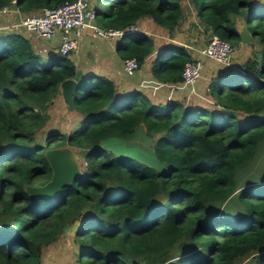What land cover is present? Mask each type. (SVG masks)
<instances>
[{
  "label": "trees",
  "instance_id": "16d2710c",
  "mask_svg": "<svg viewBox=\"0 0 264 264\" xmlns=\"http://www.w3.org/2000/svg\"><path fill=\"white\" fill-rule=\"evenodd\" d=\"M13 1L0 0V11ZM74 1L17 0L15 8L34 15ZM88 2L105 29L149 19L173 34L185 15L182 0ZM191 4L205 47L217 36L238 48L245 22L264 55L263 0ZM155 49V40L137 31L118 40L117 55L136 58L140 71ZM75 54L43 56L23 34L0 33V264H237L249 256L264 264V179L240 178L264 148L263 55L240 67L244 75L201 52L196 59L183 44L166 45L152 62L154 79L182 85L187 63L220 65L216 76L193 85L216 109L155 103L143 92L119 95L114 81L90 75L68 109L76 126L42 134L39 143L50 106L63 101L61 84L77 76ZM141 128L154 139L157 164L105 148L135 140ZM64 146L81 152L82 175L57 197L30 195L27 187L52 178L46 151ZM64 236L79 251L68 255L65 247L48 258L46 250Z\"/></svg>",
  "mask_w": 264,
  "mask_h": 264
},
{
  "label": "rangeland",
  "instance_id": "374dc122",
  "mask_svg": "<svg viewBox=\"0 0 264 264\" xmlns=\"http://www.w3.org/2000/svg\"><path fill=\"white\" fill-rule=\"evenodd\" d=\"M187 9H188L187 10L188 17H193L196 22L190 23V21H188V23L184 24L180 29L178 28L176 29L175 36L173 34L171 35L172 40L167 38L165 40H162V42L164 44H168V43L183 44L187 48H190V50H192L193 52L194 57L198 59L200 52L205 47L204 42H203V30L200 28L196 17L193 16L194 10L192 9L193 10L192 11L190 8H187ZM21 18L22 16L15 11L8 15L0 16V33L10 34V33L24 32V29L22 28L17 31H15L13 28L15 24L20 22ZM143 26L146 27L143 29H145L147 32L150 31L153 33L152 26H150L149 23H144ZM246 45H245L246 50L244 51H240L241 46L238 47V49L237 47H235L236 54L233 57L232 66L227 67L229 70L237 71L250 57L254 55L257 57V54H260V56L263 55L261 54L260 46L259 47L258 45L252 46L251 43L246 44ZM261 59H262V56H261ZM219 66L220 65L213 66L214 72L210 75V77L217 75V69L220 68ZM202 79H200L201 80L200 82L204 84L205 81L208 79V76L205 75L202 77ZM185 102L187 105H190V106L191 105H200V106L205 105L208 108L216 109L214 102L208 96H206L205 94H202V92L201 94H197L195 98H191ZM68 109H70L68 105L63 103V101H60V100H57L55 103H53L50 106V109H49L50 121L47 124V129H46L47 133L42 132L39 134L38 136L39 143L43 142L42 134H43V137H45L51 133L53 134V133L58 132V133L69 134L72 131L74 126H76V124L78 123L79 118L78 116H76V113H73L74 117L69 115ZM260 116L264 117V111L260 114ZM153 145H154V139L149 138L145 134L144 131H141L138 134V137L132 141H127L124 143L115 142V143L104 144L106 149L110 150L116 155H129V156L135 157L136 159L141 160L142 162L154 165V164H157V162L154 159ZM74 150L76 153H78L81 156V159H80V164H81L83 161V156L82 154H80L81 152L79 150L77 149H74ZM258 158H259V161L253 163L251 168L249 167L245 170L240 171V178L242 180V184L248 183L252 179H255L254 182L256 183L264 179V148L262 152V157L260 158L259 156ZM258 184L260 185L261 182ZM73 227H74V230H77L80 227V224L77 223ZM69 235L73 236L74 234L73 235L69 234ZM65 247H67V249L70 251L68 255L74 254L77 251H79L78 246L72 241L70 242L66 241L65 236H64L61 238V240L58 242L56 246L54 247L52 246L51 248H48L49 250L48 249L46 250L45 252L46 256L50 258L51 256L56 255L59 250L64 249ZM237 264H254V259L249 256L239 261Z\"/></svg>",
  "mask_w": 264,
  "mask_h": 264
},
{
  "label": "crops",
  "instance_id": "0c3cea01",
  "mask_svg": "<svg viewBox=\"0 0 264 264\" xmlns=\"http://www.w3.org/2000/svg\"><path fill=\"white\" fill-rule=\"evenodd\" d=\"M182 7L185 11V15L183 16V20L180 22L178 29H180L184 24L188 23V21H190V23L196 22L193 17H188L187 15V8H190L191 10L193 8L191 0H182ZM18 14H20L21 16L23 15L21 13ZM193 16L196 17L195 14ZM144 23H149V25L152 26L153 33L150 31L147 32L145 29H143L146 28L143 26ZM135 28H137L138 33L140 32L150 35L156 42L155 53L151 56V58L147 60L142 70L138 71L133 76L126 75L123 69V62L117 55V40H101L95 37L92 32L88 30L84 33L79 51L74 55V64L76 65L78 72H82L85 76V79L90 75L111 79L115 82L119 95L134 92H143L150 99H152L153 102L164 104L169 103L171 101H187L191 98H195V96H197V91H194L195 86L187 84H162L159 81L155 80L152 75V62L154 58H156L158 51H160L166 45L170 44H164L162 40H165L167 38L172 40V34L169 33L167 30L156 26L149 19H143L142 21H140V23L136 25ZM242 29L243 23L241 30ZM21 34L28 37L33 47L43 56H48L53 52H57L58 50V43H48L47 41L38 39L33 34L28 33L25 30ZM173 35L175 36V32L173 33ZM204 40L205 38L203 35V42ZM240 46V51L246 50L244 44L241 43ZM208 61H205L206 65L204 66L206 68L205 72L203 73V76L206 75L209 79L210 75L214 72V68L212 64ZM63 103H65L64 99ZM141 131L144 130L141 128L139 133ZM262 152L263 151H261V154ZM259 156L260 158L262 157V155Z\"/></svg>",
  "mask_w": 264,
  "mask_h": 264
},
{
  "label": "built area",
  "instance_id": "2783aa9c",
  "mask_svg": "<svg viewBox=\"0 0 264 264\" xmlns=\"http://www.w3.org/2000/svg\"><path fill=\"white\" fill-rule=\"evenodd\" d=\"M16 4L17 0H14L10 6H5L0 11V16L8 15L14 11L20 13L15 8ZM95 17L96 11L91 8L88 0H76L58 8H43L34 15H22L20 22L13 28L15 31L22 28L48 43H58V51L63 56L79 51L84 33L88 30L95 37L107 41H118L137 32L135 27L128 30L102 28L94 23ZM235 51V47L231 43L213 36L210 38L209 44L202 49L201 54L225 67H231ZM123 69L128 76L135 75L139 70L138 60L136 58L125 60ZM204 69L203 61L187 63L183 72L184 82L187 85H195L202 78ZM239 71L244 75L247 74L243 67Z\"/></svg>",
  "mask_w": 264,
  "mask_h": 264
},
{
  "label": "water",
  "instance_id": "95a60500",
  "mask_svg": "<svg viewBox=\"0 0 264 264\" xmlns=\"http://www.w3.org/2000/svg\"><path fill=\"white\" fill-rule=\"evenodd\" d=\"M240 38L241 43L245 45L252 43L254 40L245 22H243V29L240 31ZM84 80V74L77 72V76L74 79L66 80L61 84L63 99L71 110L74 109V96ZM45 157L53 170L51 180L44 186H29L26 191L32 196L57 197L65 186L71 185L82 175L81 156L75 152L74 148L64 146L48 149ZM69 234L73 235L74 233L69 232Z\"/></svg>",
  "mask_w": 264,
  "mask_h": 264
}]
</instances>
